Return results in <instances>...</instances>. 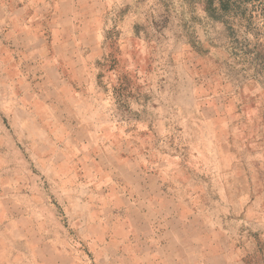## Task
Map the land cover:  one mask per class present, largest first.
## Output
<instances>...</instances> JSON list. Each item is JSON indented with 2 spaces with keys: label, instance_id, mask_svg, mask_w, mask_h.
Listing matches in <instances>:
<instances>
[{
  "label": "rangeland",
  "instance_id": "rangeland-1",
  "mask_svg": "<svg viewBox=\"0 0 264 264\" xmlns=\"http://www.w3.org/2000/svg\"><path fill=\"white\" fill-rule=\"evenodd\" d=\"M228 5L0 0V264H264V0Z\"/></svg>",
  "mask_w": 264,
  "mask_h": 264
},
{
  "label": "trees",
  "instance_id": "trees-1",
  "mask_svg": "<svg viewBox=\"0 0 264 264\" xmlns=\"http://www.w3.org/2000/svg\"><path fill=\"white\" fill-rule=\"evenodd\" d=\"M219 1H220V7H221V9H222L223 11L228 10V8H229L228 0H227V2H225L224 0H219ZM209 3L212 4L213 2L210 1Z\"/></svg>",
  "mask_w": 264,
  "mask_h": 264
}]
</instances>
